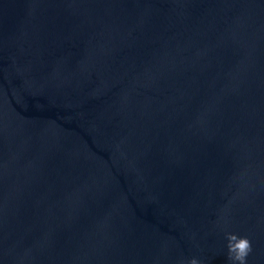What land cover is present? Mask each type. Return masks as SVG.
Instances as JSON below:
<instances>
[{
    "label": "water",
    "instance_id": "obj_1",
    "mask_svg": "<svg viewBox=\"0 0 264 264\" xmlns=\"http://www.w3.org/2000/svg\"><path fill=\"white\" fill-rule=\"evenodd\" d=\"M264 264V0H0V264Z\"/></svg>",
    "mask_w": 264,
    "mask_h": 264
},
{
    "label": "clouds",
    "instance_id": "obj_2",
    "mask_svg": "<svg viewBox=\"0 0 264 264\" xmlns=\"http://www.w3.org/2000/svg\"><path fill=\"white\" fill-rule=\"evenodd\" d=\"M226 240L230 264H248V258L253 251L251 240L237 233H227ZM187 264H201V261L192 257Z\"/></svg>",
    "mask_w": 264,
    "mask_h": 264
}]
</instances>
